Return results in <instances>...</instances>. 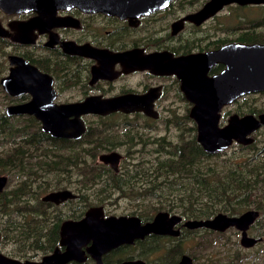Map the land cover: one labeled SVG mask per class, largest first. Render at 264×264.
<instances>
[{"label": "flooded vegetation", "instance_id": "flooded-vegetation-1", "mask_svg": "<svg viewBox=\"0 0 264 264\" xmlns=\"http://www.w3.org/2000/svg\"><path fill=\"white\" fill-rule=\"evenodd\" d=\"M206 1L168 0L159 8L133 15L87 11L77 7L58 8L49 16H37L29 11L9 13L0 9V79L16 66L10 63L9 58H18L34 66L45 76L43 85L52 90L51 100L40 105L42 109L48 110V118L60 116L70 111L71 105L84 102L99 104L113 101L121 106L103 115L91 111L79 114L83 131L78 138L52 136L42 129L41 121L28 114L22 115L32 116L36 122L9 123L14 127L31 124L36 128L37 143L25 150L30 159L28 162L26 157L22 159L24 169L19 193L22 206L38 205L36 225L29 227V233L35 231L39 247L35 252L39 253L37 259H32L33 256L28 255L32 250L28 248L22 257L11 256L9 252L16 248V244L10 240L1 242L0 235V248L7 243L14 245L9 252L0 250L1 254L20 261H40L42 257L55 252L57 257L49 261L50 264H97L92 257L96 252V240L92 234L83 233L92 231L94 227L77 224L86 212L97 209L100 219L134 218L137 228L152 222L161 212L163 216L157 223L169 225L165 229L157 228L156 233H146L130 243H120L103 251L100 254L101 264H200V230L218 235L230 231L232 234L228 237L234 236L239 247L244 250L256 248L244 256L236 253V261L245 259L252 262L263 256L264 138L260 146L255 143L264 131V124L245 135L251 140L232 139L226 148L246 150L249 164L245 168L231 170L234 176H240L236 179L239 184L233 186L231 198L241 203L240 209L231 214L217 212L206 218L187 216L184 210L188 205L182 207L177 199L173 202L172 196L167 199L170 201L167 209L154 211L153 206L158 203L156 195L150 200L133 201L108 185L100 192L102 183L111 181L106 174H116L122 162L157 155L155 139L161 136L157 134L158 124H162L165 130L170 127L168 121L181 118V126L175 127L177 135L175 140H170L171 145L178 141L179 134L184 138L191 134V131H187L191 125L183 117L188 116L193 103L186 97L184 90L193 94L199 88L200 60L180 63L175 62V59L197 57L229 44H264L236 40L243 29H237V14L234 10L236 6L245 5H224L200 23L193 16ZM226 8L228 13H224ZM218 15L217 27L212 33L201 30L202 25L210 23ZM30 37H33V41H28ZM261 59L229 57L231 69L236 63H246L251 65L249 69L252 73L255 69L258 73L240 79L239 95L223 103L218 110V126L225 125L230 116L240 118L252 115L258 119V115L264 113V68L258 65ZM226 61L213 63L205 72L206 77L219 75L226 68ZM238 88L233 89L234 92ZM0 96L8 97L2 103L4 114L7 106L25 103L31 98L27 92L9 95L1 85ZM250 97L260 98L261 105L254 108L247 104ZM231 106H235L233 112L228 110ZM56 108L62 110L56 111ZM101 108L91 106L89 110ZM144 112H155L157 115L151 117ZM63 118L69 123L74 115L66 114ZM193 133L196 140V128ZM18 139L15 137L10 139L11 142H5L6 148L13 151L14 141ZM76 144H79L81 152H76ZM92 146L95 151L89 152ZM102 154H109L117 160L115 169L98 161V156ZM76 160H92L94 164L102 163L110 170L76 168ZM94 174L100 176L94 177ZM16 175L17 169L0 174L6 179L0 192L4 188L9 190L16 186ZM12 176L15 180L11 185ZM60 191L69 192L71 197L58 199L57 202L44 199ZM119 198H127L132 202L125 204L127 210L119 206ZM196 204L193 202L192 205ZM178 205L182 207L179 210ZM216 214L229 218H239L244 214L249 217L222 230L185 225L188 220L207 219ZM113 228L107 227L110 231ZM242 241H247L249 245H244ZM68 250L73 255H68Z\"/></svg>", "mask_w": 264, "mask_h": 264}, {"label": "water", "instance_id": "water-1", "mask_svg": "<svg viewBox=\"0 0 264 264\" xmlns=\"http://www.w3.org/2000/svg\"><path fill=\"white\" fill-rule=\"evenodd\" d=\"M167 1L168 0H0V9L9 13L31 11L37 16L41 14L49 16V13L53 14L58 8L67 9L70 7H77L87 11H100L116 15H133L147 13L165 5ZM230 3L237 5H264V0H207L193 17L201 23L203 20L219 11L224 5ZM28 41H33V37H30ZM230 56L236 58L261 57L263 59H261L258 65L264 68V44H229L213 52L200 54V56L197 57L175 59V62L180 63L189 60H200L199 88L194 91L193 94H188L185 90L184 92L186 97L193 103L188 117L195 123L196 141L207 154L221 152L231 144L232 139L236 141L251 140L245 138V135L257 128L260 124H264V113H262L258 115V119H255L252 115H245L240 118L230 116L225 125L218 126V110L223 103L229 102L232 98L239 95L241 91V89L238 88L240 86V79L258 73L257 69L252 73L249 69L251 65L246 63H236L231 69V65L228 62ZM9 59L10 63L16 66L15 68H10L9 74L0 79L1 87L9 95H18L27 92L30 94L31 98L28 102L7 106L5 108V114L32 115L35 119L42 122V129L52 136L78 138L83 131V124L78 119L79 114L91 111L103 115L121 107L113 101L106 103L100 102L99 104L84 102L71 105L70 111L50 119L46 115L48 110L40 107L42 103H46L52 98L51 88L43 85L45 76L34 66L18 58L13 57ZM224 59L227 60L225 64L226 68L219 75L206 77L205 72L209 67L215 62H222ZM233 79H235V82H233ZM236 88H238V90L234 92L233 89ZM91 106H100L102 108L100 110H89ZM55 110L60 111L62 109L56 108ZM144 113L151 117H156L157 115L155 112ZM66 114L74 115V118L69 121V123H66L63 118V115ZM98 161L109 164L113 169H115L117 163V160L113 159L109 154L99 155ZM5 180L4 176H0V190ZM66 197H71V194L67 191H60L51 193L45 196L44 199L57 202L58 199H64ZM160 213H157L152 222L143 224L137 228L135 226L136 219L134 218L111 217L108 219H100L98 218V210L91 209L86 212V215L78 221L79 223L77 222V224H89L94 227L92 231L87 230L83 233L89 236L92 234L96 240L97 244L94 248L96 252L92 254V257L97 261V264H101L100 254L103 251L120 243H130L134 238L142 237L146 233H156L158 231L157 228H167L169 225L166 226L157 223L159 218L163 216V213ZM248 217L249 216L244 214L239 218H229L222 214H216L207 219L188 220L185 222V225L192 228L205 227L222 230L229 225L245 221ZM107 227L114 228L110 231ZM242 243L244 245H249L247 241H242ZM54 253L55 252L42 257L40 261H20L0 253V264H50L49 261L57 257ZM68 253V255H73L69 250ZM121 264L134 263L124 262Z\"/></svg>", "mask_w": 264, "mask_h": 264}, {"label": "trees", "instance_id": "trees-1", "mask_svg": "<svg viewBox=\"0 0 264 264\" xmlns=\"http://www.w3.org/2000/svg\"><path fill=\"white\" fill-rule=\"evenodd\" d=\"M251 8L258 10L254 18L247 17ZM235 10L243 17V20L237 21V29H243V31L236 40L264 42V6H236ZM4 99L8 97L0 96V104ZM183 118H187L191 123L187 130L191 131V134L189 133L187 138L179 134L178 141L171 145V139L167 136L157 137L155 157L122 162L116 174H106L111 181L102 183L100 192L105 185H108L133 201L150 200L156 195L158 203L153 206L154 211L167 209L170 203L167 199L172 196L173 202L177 199L182 207L188 205L184 210L187 216L199 215L200 218L210 217L217 212L231 214L240 209L241 203L231 198L233 186L239 184L236 179L240 176H234L231 170L247 167L248 158L245 155L237 157L230 155L218 163L208 162L211 156L218 155H209L203 151L195 140L192 120L186 115ZM12 121L32 123L36 120L28 115L8 117L0 112V174H8L9 171L17 169L16 178L18 179L14 188L9 190L4 188L0 192V217L3 218L0 220L1 242L10 240L16 244V248L9 254L22 257L26 255L28 248L32 250L31 252L39 249L35 231L32 234L29 233V227L36 225L38 205L22 206L19 193L20 179L24 169L22 159L26 157V162L29 161L30 156H27L26 151L31 145H36L37 134L33 125L14 127L9 124ZM168 123L170 126L179 128L181 118H173ZM15 137L19 139L14 141L12 151L9 147L6 148L5 142L9 143L10 139ZM88 151L94 152L95 147H90ZM76 152H81L79 144H76ZM75 163L76 168L110 170L102 163L94 164L92 160H76ZM99 176L100 174H94V177ZM193 202L197 204L192 205ZM182 207L178 205L177 210Z\"/></svg>", "mask_w": 264, "mask_h": 264}, {"label": "rangeland", "instance_id": "rangeland-1", "mask_svg": "<svg viewBox=\"0 0 264 264\" xmlns=\"http://www.w3.org/2000/svg\"><path fill=\"white\" fill-rule=\"evenodd\" d=\"M234 10V9H233ZM236 11V10H234ZM246 11V10H244ZM31 12V11H29ZM227 8L225 9L224 13H228ZM221 13V12H220ZM219 13V15H220ZM247 15L248 18H254L258 14V10L251 8ZM237 21L243 20L242 14L237 13ZM219 15L215 16L210 23H207L205 25H202L200 28L201 30H208L209 33H212L214 29L217 27V22L219 19ZM260 98L254 97V98H248V103L252 107H258L261 105L259 103ZM4 104L0 105V112H2V107ZM235 106H231L228 108L229 112L234 111ZM189 125H191L190 122H188ZM157 134L158 135H165L171 140H175L177 135V129L174 126H170L168 129L164 130V127L162 124L157 125ZM258 135V134H257ZM264 138V131H262V134H259V141L255 143L256 146H260V143L262 139ZM151 146V145H149ZM148 146V147H149ZM249 151V150H248ZM247 154L246 150H239L237 147L228 148L225 151L218 154V156H211L210 159H208V162H216L218 163L220 160H223L225 158H228L231 156H241ZM15 180V177L12 176L11 185L13 184ZM10 185V186H11ZM9 186V187H10ZM117 199V198H116ZM119 206L123 210H127V207L125 204L132 203L127 198H119L118 199ZM3 218L0 217V220ZM229 234H232L230 231L227 232L224 235H218L216 233L210 232V231H202L200 230V264H260L261 262H264V246H263V256H260L256 259H252V262H249L245 259L242 261H236L234 260V256L236 253H240V255L244 256L245 253H250L251 251L255 250L256 248L246 249L239 247L238 241L235 240L234 236L228 237ZM14 248V245L11 243H7L4 245V247L0 248L3 252H9ZM39 252H31L28 255L32 257V259H37V254ZM247 255V254H246ZM246 257V256H245Z\"/></svg>", "mask_w": 264, "mask_h": 264}]
</instances>
